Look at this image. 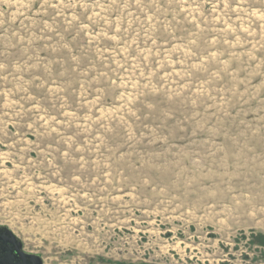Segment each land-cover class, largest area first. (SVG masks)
Returning a JSON list of instances; mask_svg holds the SVG:
<instances>
[{"label":"rangeland","instance_id":"obj_1","mask_svg":"<svg viewBox=\"0 0 264 264\" xmlns=\"http://www.w3.org/2000/svg\"><path fill=\"white\" fill-rule=\"evenodd\" d=\"M0 227L43 264H264V0H0Z\"/></svg>","mask_w":264,"mask_h":264},{"label":"water","instance_id":"obj_2","mask_svg":"<svg viewBox=\"0 0 264 264\" xmlns=\"http://www.w3.org/2000/svg\"><path fill=\"white\" fill-rule=\"evenodd\" d=\"M0 264H43V261L25 252L22 242L9 229L0 227Z\"/></svg>","mask_w":264,"mask_h":264},{"label":"flooded vegetation","instance_id":"obj_3","mask_svg":"<svg viewBox=\"0 0 264 264\" xmlns=\"http://www.w3.org/2000/svg\"><path fill=\"white\" fill-rule=\"evenodd\" d=\"M258 239H261V238L259 237ZM262 241H263V238H262ZM261 246H264V244H263V245H261Z\"/></svg>","mask_w":264,"mask_h":264}]
</instances>
